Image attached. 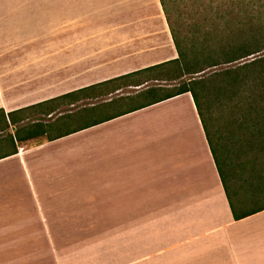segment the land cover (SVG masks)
Segmentation results:
<instances>
[{
    "label": "crops",
    "instance_id": "0c3cea01",
    "mask_svg": "<svg viewBox=\"0 0 264 264\" xmlns=\"http://www.w3.org/2000/svg\"><path fill=\"white\" fill-rule=\"evenodd\" d=\"M39 3L40 39L20 46L42 55L0 56L5 115L177 58L159 0H111L108 22L105 0ZM61 73L73 80L65 91ZM7 149L0 141V264H264V211L234 221L190 94ZM85 153L100 165L101 209L79 212L90 198L77 170L63 182L48 162Z\"/></svg>",
    "mask_w": 264,
    "mask_h": 264
},
{
    "label": "trees",
    "instance_id": "16d2710c",
    "mask_svg": "<svg viewBox=\"0 0 264 264\" xmlns=\"http://www.w3.org/2000/svg\"><path fill=\"white\" fill-rule=\"evenodd\" d=\"M159 2L177 53L176 59L79 89L8 115L0 110V133L13 127V133L6 134L13 149L3 157L17 154V146L52 142L180 95L190 94L234 221L260 213L264 211V204L261 202L264 201V164L255 171L254 179L247 181L246 197L237 200V193L231 187L225 169L227 164L220 157L224 150L212 139L209 121L212 119L210 109L223 106V103L231 106L235 100L237 105L247 109L248 117L252 116L255 104L264 103V57L233 68L207 74L206 71L234 64L264 50V46L249 45L240 40L228 51L221 49V53L216 54L199 38L189 42L188 39L178 37L167 0ZM256 64L262 65L260 70L249 69ZM201 73L204 74L199 75ZM151 82H157L158 85L148 86ZM162 83H167V86ZM146 85L147 88L134 95L114 97L125 89ZM261 113L264 118V109L253 117H262ZM227 131L230 132L229 129ZM248 204L252 207L246 210Z\"/></svg>",
    "mask_w": 264,
    "mask_h": 264
},
{
    "label": "rangeland",
    "instance_id": "374dc122",
    "mask_svg": "<svg viewBox=\"0 0 264 264\" xmlns=\"http://www.w3.org/2000/svg\"><path fill=\"white\" fill-rule=\"evenodd\" d=\"M40 1L0 0V56L42 55L41 50L44 48L40 47L38 43L20 46L24 41L40 39L39 31L42 28L39 23ZM110 1L105 0L102 21H110ZM167 4L171 10L172 24L179 35L178 37H183L184 40L188 39L187 41L199 38L216 54H220L221 49L228 51L240 40L249 45L264 46V0H167ZM13 43H15V47L12 46ZM262 57H264V50L234 64L221 65L208 70L206 74L220 69L241 66ZM45 58L48 57L40 56V61ZM34 64L32 63V66ZM260 66L262 65L256 64L249 69L260 70ZM50 70L51 68H48L46 74L51 75L53 71ZM58 79L57 81H61L64 91L67 89V84L73 81L65 73H61L60 79ZM47 81L55 83L54 80L47 79ZM162 84L167 86V83ZM157 85V82L148 84V86ZM148 86L125 89L116 93L114 97L134 95ZM233 102L231 106H226L223 103V106H214V109H210L212 119L209 121V127L212 139L224 150L220 157L227 164L225 169L229 176V183L237 193L236 199L239 200L246 197L247 181L254 179L255 171L264 164V118L262 113V117H253L258 112H262L264 103L255 104L252 116L248 117L247 109L237 105L235 100ZM7 132L10 130L3 134L6 135ZM252 136L256 137L251 138ZM0 141L8 145L7 152L13 149L10 147L11 142L8 136L1 138ZM57 159H52L48 165L61 168L64 175L63 182H65V170L73 166L78 174L75 176L77 178L73 184L74 187L89 195L90 199L87 201L78 200L79 212L89 211L91 208L101 209V180L91 176L94 169L99 168L100 165L89 160L87 153L76 158L72 164L65 158L58 157ZM17 193V196L24 194V192L18 191ZM26 197L30 199V197ZM64 198L65 195L63 200H65ZM261 202L264 204V201ZM250 207L252 205L248 204L246 210ZM152 264H177V262L175 258L164 256Z\"/></svg>",
    "mask_w": 264,
    "mask_h": 264
},
{
    "label": "water",
    "instance_id": "95a60500",
    "mask_svg": "<svg viewBox=\"0 0 264 264\" xmlns=\"http://www.w3.org/2000/svg\"><path fill=\"white\" fill-rule=\"evenodd\" d=\"M202 74H204V73H201V74H199V75H202Z\"/></svg>",
    "mask_w": 264,
    "mask_h": 264
}]
</instances>
